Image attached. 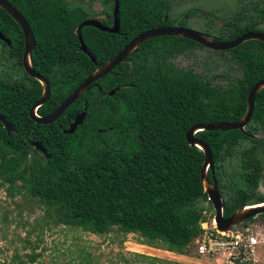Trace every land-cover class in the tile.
I'll return each mask as SVG.
<instances>
[{"label":"trees","instance_id":"1","mask_svg":"<svg viewBox=\"0 0 264 264\" xmlns=\"http://www.w3.org/2000/svg\"><path fill=\"white\" fill-rule=\"evenodd\" d=\"M9 1L29 22L37 41L33 67L51 85L48 101L38 109L40 115L58 107L140 32L185 26L187 18L172 19V0H120L119 33L91 25L82 28L95 63L80 49L77 29L97 14L67 0ZM115 1L106 0V17L97 19L110 25ZM238 1L242 7L235 18L217 35L208 31L210 35L228 40L245 31H264V0ZM0 30L11 40L10 70L0 76V113L16 128L9 133L0 121V188L6 185L12 198L32 196L54 211L59 221L84 231L102 235L117 228L139 234L146 245L187 253L204 232L202 224L208 217L201 201L209 199L201 180L205 154L187 142L186 131L196 123L244 116L250 89L264 79V42L252 39L219 51L231 57L240 74L218 84L174 62L189 47L203 45L171 35L151 38L97 80L57 121L44 124L29 115L43 88L24 70L23 31L1 6ZM12 70L22 73L14 77ZM113 89L116 92L110 94ZM85 105L83 123L65 133ZM196 136L212 149L225 216L264 201L258 193L264 178V88L256 97L246 132L202 130ZM32 140L40 141L51 156L36 149ZM229 159H236L237 181L226 173L224 163ZM208 176L213 179L212 171ZM29 256L36 260L34 253Z\"/></svg>","mask_w":264,"mask_h":264},{"label":"rangeland","instance_id":"2","mask_svg":"<svg viewBox=\"0 0 264 264\" xmlns=\"http://www.w3.org/2000/svg\"><path fill=\"white\" fill-rule=\"evenodd\" d=\"M72 5L85 7L97 18H105L106 0H67ZM171 16L174 21L185 17L187 27L218 34L230 19L239 13L242 4L238 0H172ZM264 28V25H262ZM177 66L192 68L197 73L213 79L215 83L227 84L229 78L239 75L234 61L228 54L205 46L189 47L174 58ZM9 69L0 64V76ZM14 77L19 72L11 71ZM247 128V127H246ZM262 133H257L260 136ZM230 179L235 177L236 159L224 163ZM7 186L0 188V262L7 264H176L191 262L163 252V248L143 243L137 233H124L115 228L106 234H94L58 220L54 211H49L28 194L10 197ZM258 193L264 195V178ZM207 211V223L214 218L210 200H202ZM264 225V217L255 216L247 222ZM36 255L31 261L30 254ZM153 257L161 258L154 260ZM184 261V262H183ZM221 263V260L218 261Z\"/></svg>","mask_w":264,"mask_h":264},{"label":"water","instance_id":"3","mask_svg":"<svg viewBox=\"0 0 264 264\" xmlns=\"http://www.w3.org/2000/svg\"><path fill=\"white\" fill-rule=\"evenodd\" d=\"M0 6L5 9L19 24L20 28L24 34V45L25 50L23 53V67L26 73L37 79L42 84V95L39 100L33 103L29 110L30 117L36 123L49 124L57 121L61 115L66 111V109L84 93L89 91L91 86L100 78L109 74L117 65L126 60L143 42L159 36H177L182 38L191 39L198 42L199 44L214 49L218 51L229 50L234 47L239 46L241 43L256 39L264 42V31L258 30H249L238 35L237 37L229 40H223L216 38L210 35L207 32L195 29L193 27H187L182 25H163L157 26L151 29H147L143 32H140L135 37H133L116 55L106 61L104 64L98 66L91 74H89L53 111L47 115H40L38 109L44 105L51 94V85L49 80L37 72L32 63V52L36 48L37 41L33 30L22 14V12L14 6L9 0H0ZM120 0L115 1L114 9L112 12L113 24L107 25L103 23L100 19L97 18H88L80 23L77 29V33L80 39V49L90 55L91 59L96 62V58L93 56L91 51L88 49L82 35V28L87 25L97 27L101 30L110 32V33H119L120 32ZM0 37L4 38L7 42H11L10 38H5L4 35L0 32ZM264 88V79L256 82L253 87L250 89L247 98V109L243 117L235 121H218L210 123H196L192 125L186 131V140L191 146H197L203 150L205 154V160L203 163L201 171V180L205 192L208 195V199L211 201L214 207V222L216 228L221 232L231 233L234 232L237 228L244 225L251 217L258 216L264 213V201L259 203L248 204L244 207H241L231 215H224V206L225 202L223 196L218 187V181L214 175V156L211 147L206 143V141L200 137H197L196 134L202 130H230V129H241L246 132V126L250 122L254 108L255 100L258 93ZM116 89L110 91V94H114ZM87 112V106L85 105L83 111L79 113L75 119L70 122L69 127L64 129L65 133H73L76 128L83 123ZM0 121H2L4 127L8 130L9 133L15 131L16 128L12 123L7 119L6 115L0 113ZM31 143L39 151L43 152L47 157H50L51 154L47 152L46 147L37 140H32ZM212 171L213 179L210 180L208 176V171Z\"/></svg>","mask_w":264,"mask_h":264},{"label":"built area","instance_id":"4","mask_svg":"<svg viewBox=\"0 0 264 264\" xmlns=\"http://www.w3.org/2000/svg\"><path fill=\"white\" fill-rule=\"evenodd\" d=\"M202 225L204 232L193 244L204 264H264V225L246 222L231 233L219 231L214 219Z\"/></svg>","mask_w":264,"mask_h":264},{"label":"flooded vegetation","instance_id":"5","mask_svg":"<svg viewBox=\"0 0 264 264\" xmlns=\"http://www.w3.org/2000/svg\"><path fill=\"white\" fill-rule=\"evenodd\" d=\"M187 12H189V11H187ZM188 16V14H186L185 13V17H187ZM113 24V16H112V21H111V24L110 25H112ZM172 25H174V24H172ZM178 25V24H177ZM183 26V25H182ZM199 30V29H198ZM202 31V30H201ZM208 31H210L212 34H214L211 30H206V31H204V32H207V33H209ZM0 32L4 35V37L6 38H9L5 33H3L1 30H0ZM214 35H217V34H214ZM214 35H212V36H214ZM229 40V39H228ZM11 45V42L9 43V42H7L4 38H1L0 37V64H10L9 62H10V60H11V56H10V52H9V49H8V46H10ZM25 50V49H24ZM22 62H23V60H22ZM23 64V63H22ZM25 70V69H24ZM26 72V71H25ZM249 124V123H248ZM248 124H247V126H248ZM246 126V127H247ZM247 129V128H246ZM41 152V151H40ZM41 153H43V152H41ZM44 154V153H43Z\"/></svg>","mask_w":264,"mask_h":264},{"label":"crops","instance_id":"6","mask_svg":"<svg viewBox=\"0 0 264 264\" xmlns=\"http://www.w3.org/2000/svg\"><path fill=\"white\" fill-rule=\"evenodd\" d=\"M163 252L173 254L174 256H176L178 258H183L184 260L185 259H191V262H188V263L185 262V263H180V264H204V263H206V259L196 252V250L194 248V244H192L190 246V249L185 254H181V253H177V252H173V251H168L165 249L163 250ZM215 263L219 264L218 261Z\"/></svg>","mask_w":264,"mask_h":264}]
</instances>
